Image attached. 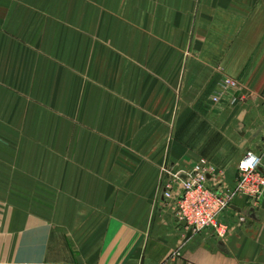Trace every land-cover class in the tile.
Segmentation results:
<instances>
[{
    "label": "crops",
    "instance_id": "obj_1",
    "mask_svg": "<svg viewBox=\"0 0 264 264\" xmlns=\"http://www.w3.org/2000/svg\"><path fill=\"white\" fill-rule=\"evenodd\" d=\"M263 131L264 0H0V264H264V197L216 238L163 195Z\"/></svg>",
    "mask_w": 264,
    "mask_h": 264
},
{
    "label": "built area",
    "instance_id": "obj_2",
    "mask_svg": "<svg viewBox=\"0 0 264 264\" xmlns=\"http://www.w3.org/2000/svg\"><path fill=\"white\" fill-rule=\"evenodd\" d=\"M239 88L237 79L227 78L212 99L217 103L227 90ZM204 164L202 162L182 180V189L176 194V215L195 234L207 233L224 238L230 228L221 219L232 208L234 200L246 199L251 207H257L264 197V131L260 151H248L239 163L233 188L225 186L214 170ZM163 172L169 174L166 169ZM172 197L167 195L168 199Z\"/></svg>",
    "mask_w": 264,
    "mask_h": 264
},
{
    "label": "rangeland",
    "instance_id": "obj_3",
    "mask_svg": "<svg viewBox=\"0 0 264 264\" xmlns=\"http://www.w3.org/2000/svg\"><path fill=\"white\" fill-rule=\"evenodd\" d=\"M173 181H170V182H168V184L166 185V192H164L163 193V195H164V197H166V199H167V195L168 196H173L172 198H170V199H172L174 202H177V199H178V197H174V195H173V191H176L177 192V194H179V192L181 191V189L182 188H180V187H182V185H183V183H182V178H181V176H176V177H174L173 179H172ZM175 180V181H174ZM171 188V190H169V187Z\"/></svg>",
    "mask_w": 264,
    "mask_h": 264
},
{
    "label": "water",
    "instance_id": "obj_4",
    "mask_svg": "<svg viewBox=\"0 0 264 264\" xmlns=\"http://www.w3.org/2000/svg\"><path fill=\"white\" fill-rule=\"evenodd\" d=\"M182 226H183V227H187V224H186V222H182ZM192 233H193V231H192V230H190V232H189V235L191 236V235H192Z\"/></svg>",
    "mask_w": 264,
    "mask_h": 264
}]
</instances>
